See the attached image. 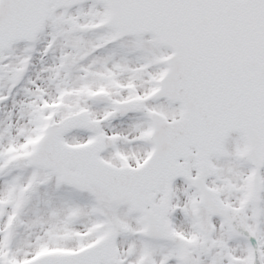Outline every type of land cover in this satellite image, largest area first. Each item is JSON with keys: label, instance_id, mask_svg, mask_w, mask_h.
<instances>
[{"label": "snow or ice", "instance_id": "6c2138e0", "mask_svg": "<svg viewBox=\"0 0 264 264\" xmlns=\"http://www.w3.org/2000/svg\"><path fill=\"white\" fill-rule=\"evenodd\" d=\"M0 264H264V0H0Z\"/></svg>", "mask_w": 264, "mask_h": 264}]
</instances>
